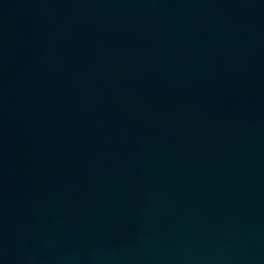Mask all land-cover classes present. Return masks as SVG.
<instances>
[{"label":"water","instance_id":"1","mask_svg":"<svg viewBox=\"0 0 264 264\" xmlns=\"http://www.w3.org/2000/svg\"><path fill=\"white\" fill-rule=\"evenodd\" d=\"M0 264H264V0H0Z\"/></svg>","mask_w":264,"mask_h":264}]
</instances>
